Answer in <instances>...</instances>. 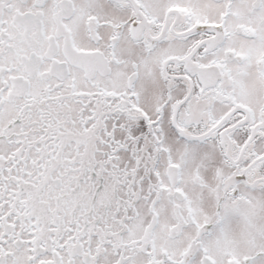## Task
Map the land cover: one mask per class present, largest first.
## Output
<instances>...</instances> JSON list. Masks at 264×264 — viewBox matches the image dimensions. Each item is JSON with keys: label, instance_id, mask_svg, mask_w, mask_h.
Instances as JSON below:
<instances>
[{"label": "snow or ice", "instance_id": "snow-or-ice-1", "mask_svg": "<svg viewBox=\"0 0 264 264\" xmlns=\"http://www.w3.org/2000/svg\"><path fill=\"white\" fill-rule=\"evenodd\" d=\"M0 264H264V0H0Z\"/></svg>", "mask_w": 264, "mask_h": 264}]
</instances>
